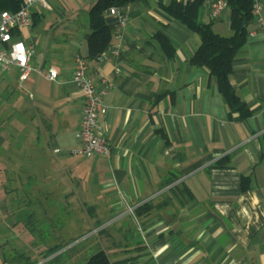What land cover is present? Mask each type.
Segmentation results:
<instances>
[{
	"label": "crops",
	"instance_id": "obj_1",
	"mask_svg": "<svg viewBox=\"0 0 264 264\" xmlns=\"http://www.w3.org/2000/svg\"><path fill=\"white\" fill-rule=\"evenodd\" d=\"M97 1L33 5L35 24L19 37L33 46L31 63L53 67L58 76L50 81L33 72L25 87L13 67L0 82V103L6 100L14 128L5 138L0 127V170L11 166L13 175L27 174L13 160L22 150L15 145L26 142L29 176L73 173L82 180L92 173L98 190H87L90 205L110 207L98 211L109 212L115 222L129 215L139 220L142 242L124 250L130 259L138 257L135 262L148 257L144 264H264V0H259L263 26L253 18L248 26L253 34L232 62L230 81L250 110L244 119L230 111L209 70L190 63L199 36L158 0L127 5L123 27L107 12L114 19L113 38L104 52L89 57L88 14ZM211 1L204 0L199 19L230 35L228 9L212 19ZM42 20L53 37L41 42L36 56L34 30ZM160 34L171 43V55L165 54ZM77 54L87 60V73L103 92L107 111L98 123L108 155L68 153L79 145L83 107L71 81ZM224 158L228 167L214 166Z\"/></svg>",
	"mask_w": 264,
	"mask_h": 264
},
{
	"label": "rangeland",
	"instance_id": "obj_2",
	"mask_svg": "<svg viewBox=\"0 0 264 264\" xmlns=\"http://www.w3.org/2000/svg\"><path fill=\"white\" fill-rule=\"evenodd\" d=\"M34 31L38 33L37 56L41 42L51 39L53 30L42 20ZM8 73L0 72V82ZM12 84L20 91L17 83ZM5 105L6 100L0 103V127L7 138L14 128L9 126ZM20 145L22 150L13 160L26 167L22 170L27 174L13 175L11 166L0 170V264H84L102 250L116 264H144L148 257L135 262L138 257L130 259L129 251L124 252L142 242L137 217L129 215L115 222L109 212L98 211L110 207L91 206L87 200L90 187L91 193L98 190L92 173H85L82 180L73 173L29 176L28 146L26 142L15 146ZM36 166L41 169L42 163Z\"/></svg>",
	"mask_w": 264,
	"mask_h": 264
},
{
	"label": "trees",
	"instance_id": "obj_3",
	"mask_svg": "<svg viewBox=\"0 0 264 264\" xmlns=\"http://www.w3.org/2000/svg\"><path fill=\"white\" fill-rule=\"evenodd\" d=\"M146 0H98L88 14L90 35L87 40L88 56L95 57L104 52L113 38L114 19L108 17L107 10L111 6L125 7L129 4L142 3ZM159 5L175 20L187 29L197 34L200 45L190 58V63L198 67H206L211 76L215 78L219 93L225 99L231 112H238L244 119L250 115V110L236 95L230 81L232 62L235 55L243 48L248 39V26L253 20L254 0H227L229 11L230 35L224 36L216 33L212 24L204 23L199 19L200 9L204 0H171L164 5L158 0ZM21 0H0V13L2 11L15 12L19 9ZM37 13H32L33 25ZM116 21V20H115ZM166 55H171L173 47L163 35H158ZM218 168L229 166L227 158L214 164ZM244 181V180H242ZM243 183V182H242ZM241 189H245L242 184ZM142 207L141 209H143ZM138 213V211H137ZM84 264H116L105 251L93 254Z\"/></svg>",
	"mask_w": 264,
	"mask_h": 264
},
{
	"label": "built area",
	"instance_id": "obj_4",
	"mask_svg": "<svg viewBox=\"0 0 264 264\" xmlns=\"http://www.w3.org/2000/svg\"><path fill=\"white\" fill-rule=\"evenodd\" d=\"M40 3L46 7V0H21L19 9L15 12L2 11L0 13V71L18 69V78L24 82L31 73H37L41 77L55 81L57 70L53 67L43 69L34 66L31 59L34 53L32 45L26 44L19 34L31 29L32 7ZM128 7L111 6L107 12L115 20L118 26L123 27L128 19ZM227 9V0H212L209 4V15L212 19L221 17ZM253 17L259 27L263 26L262 7L259 0H254ZM252 35L253 32L248 33ZM115 37H117L115 35ZM110 48V47H109ZM87 60L77 54L74 60V69L71 81L79 89L83 97V107L76 138L79 145L68 150V153L84 158L96 155H108L109 143L100 133L98 115L107 111L103 103V92L96 90L94 80L87 73ZM54 152H61L55 149Z\"/></svg>",
	"mask_w": 264,
	"mask_h": 264
}]
</instances>
